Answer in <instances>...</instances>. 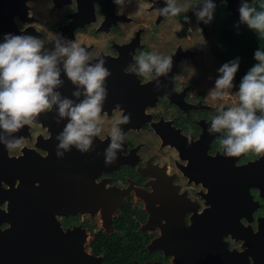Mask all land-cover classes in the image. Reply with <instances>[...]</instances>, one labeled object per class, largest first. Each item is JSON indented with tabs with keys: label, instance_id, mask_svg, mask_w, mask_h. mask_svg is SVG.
Returning a JSON list of instances; mask_svg holds the SVG:
<instances>
[{
	"label": "flooded vegetation",
	"instance_id": "flooded-vegetation-1",
	"mask_svg": "<svg viewBox=\"0 0 264 264\" xmlns=\"http://www.w3.org/2000/svg\"><path fill=\"white\" fill-rule=\"evenodd\" d=\"M186 1L176 0L185 8L178 16L162 17L156 10L166 6L165 0H125L122 6L113 0H0V42L5 34L24 33L52 48L59 34L87 49L93 63L104 59L112 74L106 81L104 123L94 151L82 155L73 149L57 159L56 177L61 200L100 203L98 210L59 213L56 218L62 240L77 235L86 254L102 264H207L210 257L220 255L219 243L214 234L206 240V223L197 228L196 234L203 238L198 242L193 226L209 207L207 197L213 202L233 187L238 191L235 198L241 197V209L220 225L224 255H231L236 264H254L252 241H264V154L224 156L219 143L224 133L209 135L207 129L212 117L231 106L207 97L216 78L203 76L202 67L185 64L197 56L195 52L166 39L174 25L180 28L178 39L190 38L195 28L201 34L193 16L203 0L194 4V13H188ZM211 41L203 43L217 58L219 41L215 37ZM141 52L172 57L171 70L160 77L159 89L155 81L131 71L133 55ZM61 78L62 95L72 98L73 86ZM116 104L122 112L114 111ZM128 113L131 122L122 126L126 136L122 150L115 163L105 166L103 155L97 153L107 148L116 119ZM46 114L26 126L27 134H15L25 143L19 150L5 151L8 160L27 159L30 153L38 160L52 157L50 139L59 132L43 125ZM97 160L101 163L94 166ZM19 182L16 178L14 187ZM181 231L195 245L180 248L185 238L176 234ZM253 246L258 254L262 249L264 257V244Z\"/></svg>",
	"mask_w": 264,
	"mask_h": 264
},
{
	"label": "clouds",
	"instance_id": "clouds-1",
	"mask_svg": "<svg viewBox=\"0 0 264 264\" xmlns=\"http://www.w3.org/2000/svg\"><path fill=\"white\" fill-rule=\"evenodd\" d=\"M113 3L122 6L125 0H113ZM165 4L156 10L162 17H176L185 11L176 0H165ZM215 7L213 0H203L195 11L197 19L211 22ZM260 8L258 11L241 0L239 20L264 37V4ZM254 59L257 63L242 78L235 94L238 105L212 117L207 129L209 135L224 133L219 143L227 158L249 152L264 154V50H257ZM133 60L132 73L155 81L157 89L161 87L160 77L167 76L173 63L171 56L155 52H141L133 55ZM105 63L102 58L93 63L87 49L59 34L54 37L52 48H46L42 39L31 34H5L0 42V145L7 152L21 149L25 140L15 133L36 123L41 114L55 110L57 125L66 121L55 137L57 159H63L73 149L82 155L94 151L95 138L102 132L104 123L106 81L112 75ZM238 68V59L225 63L207 97L213 101L225 100ZM62 75L74 88L72 98L60 91L65 83ZM114 111L122 112L121 105L116 104ZM130 122L131 113L123 114L111 126L107 148L97 153L103 155L105 166L117 160L126 139L122 126Z\"/></svg>",
	"mask_w": 264,
	"mask_h": 264
},
{
	"label": "water",
	"instance_id": "water-1",
	"mask_svg": "<svg viewBox=\"0 0 264 264\" xmlns=\"http://www.w3.org/2000/svg\"><path fill=\"white\" fill-rule=\"evenodd\" d=\"M223 1L228 3L229 9H233L234 13L239 15L241 0H213L216 7ZM43 117V125L47 126L50 131L60 132L63 129L64 123L57 125L55 122V111L47 113ZM37 122H40L39 119ZM22 132L28 133L26 126L15 134L21 136ZM55 137L52 134L49 145L52 157L48 160H38L34 158V154L30 153L27 155V159L20 158L17 161H15L16 159L10 161L6 156V150L0 145V264H102L99 259L91 258L86 254L82 240H79L77 235L69 234L70 238L68 237L67 240H62L60 237L57 214H71L83 210L94 211L98 210L101 205L97 202H65L61 200V197H58L59 188L56 179L58 160L55 155ZM31 152L35 153L34 150ZM96 163H101V161H95L94 166ZM16 178H20V182L17 187H14ZM2 182L7 187H4ZM37 184L39 186H36ZM237 192V188L233 187L225 196L220 194L217 198L211 197L213 202H210L207 197L209 207L203 216L197 217V221L194 220L195 225L194 228L192 227L194 239L198 242L203 241L202 235L196 233L198 232L197 228L201 227V223H206L208 229V232L205 233L206 240L208 237L210 238L211 234H214V238H217L216 244L219 243L218 247L222 253V256L220 253L215 258L210 257L207 264H216V261L217 264L235 263V258L231 255H224L226 246L223 241L220 243L223 236L220 225L226 216L237 214L240 211L241 197L235 198ZM4 204L5 208L2 207ZM235 227L240 228L237 222ZM240 230L242 229L240 228ZM181 233L183 234V231L178 232V234ZM178 234L176 235L185 238V241L181 240L184 243L180 248L195 245L190 236L187 238V235ZM168 237L174 236L169 234ZM252 243L262 244L263 247L264 241L258 238L256 242L252 241ZM253 244L250 248L252 247V253H254V264H264L262 249L259 254L256 253ZM181 257L182 262L183 253H181Z\"/></svg>",
	"mask_w": 264,
	"mask_h": 264
},
{
	"label": "rangeland",
	"instance_id": "rangeland-1",
	"mask_svg": "<svg viewBox=\"0 0 264 264\" xmlns=\"http://www.w3.org/2000/svg\"><path fill=\"white\" fill-rule=\"evenodd\" d=\"M198 2V0H188L184 4L189 12L194 13L195 9V3ZM245 3H249L251 6L255 3V0H244ZM241 4V1H240ZM195 6V7H194ZM194 21L198 28L200 29L201 34L199 35L198 29L195 30L198 32V34L193 33L188 37H184L182 39L177 38V32L179 31V26H169L172 31H167L168 38L166 39H173L177 42L182 43L184 45L183 50H189L194 51L195 54L198 56L199 59L196 57H193L192 59H187L185 61L186 65H190L191 67H202L203 68V76H207L210 74V77H215L216 79L219 77V69L225 64L232 62L234 60H239V68L237 73L235 74L234 80H233V87L230 89V95L223 101H220L224 106L230 105L231 107L237 106L239 103L238 97L235 96V94L239 91V85L241 83L242 78L247 74V72L256 64L255 60H248L244 58H238L235 56H232L230 58H223L220 56H217V58L214 55L213 51H210L207 45L203 43L205 39H207V42L211 41V39H214L217 32L221 29H238L240 25H243L240 23L239 15H236L233 11V9H229L228 3L223 1L218 4L217 7H215L213 12V19L209 23H205L204 21L201 23L196 15L193 16ZM193 22L192 26H195ZM192 31V29H190ZM159 39V38H158ZM191 39V40H190ZM200 39V40H198ZM172 40V41H173ZM212 42V41H211ZM210 43H208L209 45ZM187 48V49H186ZM212 48V46H210ZM214 57L216 59H214ZM197 60V62H195ZM207 78V77H206ZM216 81V80H215ZM211 84V83H209ZM215 85L212 84L211 88H214ZM229 108V106L227 107ZM259 114V113H258Z\"/></svg>",
	"mask_w": 264,
	"mask_h": 264
},
{
	"label": "trees",
	"instance_id": "trees-1",
	"mask_svg": "<svg viewBox=\"0 0 264 264\" xmlns=\"http://www.w3.org/2000/svg\"><path fill=\"white\" fill-rule=\"evenodd\" d=\"M261 4H264V0H255L252 6H255L259 11L262 10ZM215 39H218L220 45L216 54L225 59L232 55L255 60L254 53L257 50H264V37H259L245 24L240 25L238 29H221L215 35Z\"/></svg>",
	"mask_w": 264,
	"mask_h": 264
}]
</instances>
